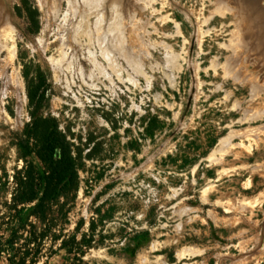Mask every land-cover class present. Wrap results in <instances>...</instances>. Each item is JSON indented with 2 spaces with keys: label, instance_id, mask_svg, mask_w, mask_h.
<instances>
[{
  "label": "rangeland",
  "instance_id": "1",
  "mask_svg": "<svg viewBox=\"0 0 264 264\" xmlns=\"http://www.w3.org/2000/svg\"><path fill=\"white\" fill-rule=\"evenodd\" d=\"M28 1L35 35L0 0V236L31 61L80 158L27 264H264V0H105L90 41L81 0Z\"/></svg>",
  "mask_w": 264,
  "mask_h": 264
},
{
  "label": "trees",
  "instance_id": "2",
  "mask_svg": "<svg viewBox=\"0 0 264 264\" xmlns=\"http://www.w3.org/2000/svg\"><path fill=\"white\" fill-rule=\"evenodd\" d=\"M15 13L24 20L27 34L39 32L38 10L28 0H21ZM22 77L30 120L18 138L22 166L13 174L7 237L0 236V259L5 254L8 264H27L28 256L48 236L46 227L52 220L53 208L65 191L77 187L80 158L74 144L59 128L56 117L49 112L54 91L48 68L31 61L22 63ZM36 223L41 225L39 232ZM75 242V236H71L62 240L60 247L68 250L67 246Z\"/></svg>",
  "mask_w": 264,
  "mask_h": 264
},
{
  "label": "bare ground",
  "instance_id": "3",
  "mask_svg": "<svg viewBox=\"0 0 264 264\" xmlns=\"http://www.w3.org/2000/svg\"><path fill=\"white\" fill-rule=\"evenodd\" d=\"M82 2V5H83V9H85L86 11H84V13L81 15V22H84L85 23V28L83 29L82 28V24H80L79 26L75 27L74 31H73V35L76 36L77 34H79L80 32H84L87 36H88V39L90 41V37H91V32H90V29L88 28V18L91 17V13L92 11H97V18H96V21H95V27H96V31L101 29V26H102V22H103V12L101 9H103V3L105 2V0H81ZM73 0H70V5H73ZM118 0H111L110 1V4L109 6L111 7L112 10H115V15L117 13V6H118ZM224 8V7H223ZM1 9V8H0ZM225 10V9H224ZM88 11V12H87ZM95 14V13H94ZM223 14V13H221ZM93 15V14H92ZM2 21V20H1ZM9 31V27L8 26H3L2 30H0L1 34L3 35L4 33H8ZM14 39L12 38L11 39V42H12V48L10 49L11 50V57H14L13 55L15 54V48H14ZM100 40V38H98V41ZM1 46V45H0ZM102 52V51H101ZM102 54H104L102 52ZM104 56L106 57V55L104 54ZM68 67L70 68L71 67V63H68ZM67 68V66H66ZM224 149V148H223ZM221 150V149H220ZM218 151V152H221V151ZM225 150V149H224ZM223 151V150H222ZM217 152V151H216ZM225 152V151H224ZM214 154V153H213ZM210 156V160H214V159H211L213 158V155ZM189 250V249H188Z\"/></svg>",
  "mask_w": 264,
  "mask_h": 264
}]
</instances>
